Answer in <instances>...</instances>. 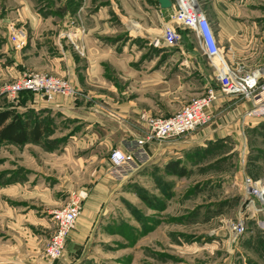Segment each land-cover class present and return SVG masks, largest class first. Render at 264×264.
I'll list each match as a JSON object with an SVG mask.
<instances>
[{"label":"rangeland","instance_id":"rangeland-1","mask_svg":"<svg viewBox=\"0 0 264 264\" xmlns=\"http://www.w3.org/2000/svg\"><path fill=\"white\" fill-rule=\"evenodd\" d=\"M0 10H4L1 17L7 12H13L14 17L16 10H30L33 15H26L25 24L19 27L11 21V32L24 34L23 39L16 41L20 49L12 47V50L22 51L29 41L37 48L42 45L50 57L64 58L66 54L74 61L75 84L67 73L65 77L55 76L68 81L74 95L43 99L51 102L57 97L74 99L80 107L73 113L49 109L39 113L44 109H34V116L50 121L51 134L39 143L0 145V257L31 264H264V199L250 195L246 183L250 179L260 183V189L264 186V135L249 132L257 120L264 121V116L248 115L236 129L234 125L228 128L235 122L230 123L228 117L222 116L223 125L217 126L210 120L188 134L194 137L202 131L218 130L203 141L204 145L173 149L170 154L162 150L156 154L151 148L150 160L135 170L114 174L108 168L110 186L101 201H97L86 232L75 242L71 238L79 229L80 214L65 241L63 253L52 261L47 247L56 228L54 212L64 208L78 191L90 192L99 179L96 172L107 159L109 163L114 149H122L132 140L131 132L142 136L146 133L143 114L125 118L123 124L114 119L120 118L119 105L137 104L140 100L157 105L161 101L164 108L172 107L178 112L208 88L218 93L220 88L212 61L201 54L193 36L186 31H179V35L189 45L191 60H187V70L174 82L151 84L140 93L136 80L123 78L120 65L112 67L93 52V45L101 43L115 45L117 53L126 47L127 52L133 49L142 56L145 50V55L151 57L160 54L151 49L157 48L151 43V48L144 44L145 38L152 41V31L133 34L126 23L143 18L147 10H154L153 0H0ZM246 11L245 17L233 14L231 19L247 26L258 23L253 10ZM260 13L264 23V10ZM32 17L39 21L37 31L29 28ZM212 27L214 34H218L216 20ZM246 35L240 38L238 32L227 45L217 36L221 54L216 65L221 71L226 69V64L241 69L234 61L235 49L240 50L241 41L243 53H249V44L256 36L252 31ZM184 54L187 52L179 51L176 56L181 58ZM94 56L97 58L94 62L100 60L96 63L98 81L93 80ZM29 74L52 76L23 74L2 82L0 92L5 84ZM171 91H176V95L169 94ZM175 96L176 103L165 104L170 99L174 102ZM0 100V108L5 109L9 104L16 105L19 95L9 99L0 93ZM237 100L256 102L260 108L264 105V90L248 97L237 95ZM93 103L104 109L107 117L84 109L93 107ZM16 111L26 110L18 107ZM161 113L168 115L174 111ZM231 130H236L235 137H223ZM92 134L97 142L108 137L102 139V144L95 143L93 149L75 143L77 138L88 140ZM223 138L228 140L223 143L222 156L203 154L202 149L208 143L216 144ZM105 139H112L114 145L106 147ZM175 141L169 140L167 144ZM164 146L166 143L160 147ZM170 163H176L185 175L168 173L166 165ZM237 224L242 225L241 234L233 230Z\"/></svg>","mask_w":264,"mask_h":264},{"label":"crops","instance_id":"crops-1","mask_svg":"<svg viewBox=\"0 0 264 264\" xmlns=\"http://www.w3.org/2000/svg\"><path fill=\"white\" fill-rule=\"evenodd\" d=\"M197 3L200 6V9L204 12L206 15L208 21L211 24L213 20H216L217 26H218V34H214L215 38L218 42L219 36H221L222 39L225 40L226 45L228 44V41L233 39L238 35V32L241 36L244 38L247 36V31H252V33H255V37H253V40L250 42V52L249 53H243V45L240 41V50L235 49L234 52V61L240 65L241 69L247 73L254 70H263V72L258 73L259 76H263L264 74V23L262 22V14L260 13L262 10H264V0H196ZM173 2V0H172ZM153 6L154 10H147L144 12V17L140 19L134 18V20H127L126 23L128 25V28L130 29V32L133 34H138L143 32H151L153 34V37H159V33H155L156 31H161L163 28V24L167 22L168 17L172 13V10H161L159 7L158 0H153ZM246 10H253L252 13L256 16L255 18L256 22L251 26H247L242 23H237L233 21L231 15H237L239 18L245 17L247 15ZM261 10V11H260ZM13 11V10H11ZM4 10H0V17L2 16ZM13 12H7V15L5 17L0 18V86L2 82L16 79L21 77L23 74L35 72V73H47L52 76L56 77H65V73L68 75V79H71L72 82L77 81L75 72H74V61L70 60L66 57V54H64V58L56 56L50 57L47 51L44 50L42 45H39L37 48L35 46V43L27 42L25 48L21 51H14L11 48V43L9 42V36L10 32L12 30V22L15 21L16 25L18 27L21 23L25 24L24 19L30 15H32V12L30 10H16V14L13 17ZM6 14V13H5ZM27 15V16H26ZM210 15H216L214 18L213 16L210 17ZM232 18V19H231ZM252 18V17H251ZM136 20V21H135ZM140 22V23H138ZM261 23L263 25H261ZM15 24V23H14ZM29 28L32 31L39 30V21L36 20V18L32 17V21L29 18ZM11 28V29H9ZM213 30V27H212ZM214 32V30H213ZM219 35V36H218ZM218 36V38H217ZM253 36V35H252ZM151 40L148 38L144 39V44L147 47H150ZM237 43V41L235 42ZM196 45V43H195ZM177 47L174 48H151L154 52H159L158 55H153L152 57L149 54L145 55V50L142 53L140 51L134 52L132 49V52H127L126 47L120 48L119 53H117L118 50L115 49V45L113 44H101L98 43L96 45H93V52L97 53L98 58H104L106 59V63L112 65L114 67L115 65L122 68V74L124 75L123 78H129L132 80H136L138 92H142V89H146L147 87H150L151 84L154 86L161 85V83L168 82H174L177 78H179L180 74L187 70V60H191V55L189 54V45L186 43L185 39H183L181 42H179ZM184 48H186L184 50ZM163 50V51H162ZM187 52V55L184 54L181 58H178L176 54L178 52ZM176 53V54H175ZM164 54V55H163ZM167 54V55H166ZM174 54V55H173ZM63 59L65 61L63 62ZM94 59H97L95 56L93 57V80H100V76L97 74V65L96 63H99L100 60H97L98 62H94ZM181 61V62H179ZM65 63V64H64ZM65 67V71L63 68ZM185 67V68H183ZM95 72L97 75H95ZM163 80V81H162ZM260 87L256 89L254 92L261 90V88H264V78L260 80ZM176 88V87H174ZM173 92V93H172ZM263 92V91H262ZM169 94L176 95V91H171ZM262 94V93H261ZM94 95V94H93ZM174 102L170 99V102L165 103L168 106H172L171 103H176L177 97L175 96L173 99ZM0 100V107L1 105ZM146 105V106H145ZM149 105V106H148ZM185 105V104H184ZM118 111L120 118H114L119 124H123L122 122L124 119H132L136 116H139L140 114H143L145 116H151V117H159V118H168L174 113H176L175 108H164L161 101L152 103L149 102L148 104L145 102V100H140L137 104H132L130 102H127V104L123 103L119 105ZM225 106V107H224ZM256 106V102L253 103L250 100L248 101H239L237 100V96H227L223 97L222 95H219L217 101L214 103V106L210 110L211 113V122L212 124H216L218 126V123L222 124V116L228 117V119L231 120L230 123L235 122L231 124L229 127L233 126L236 129V125L239 127L241 125V120H247L248 116L246 115V112L251 110ZM30 107L32 109L38 110V109H49L54 111H67L71 110L72 113L79 111L80 108L77 106L74 102V99H65L57 97L55 100L51 101H45L40 96H34L33 101L30 104ZM183 107V106H182ZM181 107V108H182ZM180 108V109H181ZM1 109V108H0ZM82 109V108H81ZM85 110H90L94 114H98L101 116H106L107 113L104 111V109H101L99 105L93 103V107H84ZM174 111V113H169L168 115L162 114L161 112H170ZM112 118V117H111ZM122 120V121H121ZM261 119L257 120L253 125L258 124ZM229 124V123H228ZM133 131V130H132ZM205 131V130H204ZM218 130H210L206 133L202 131V134L200 133L194 137H188L186 136L183 139L176 140L172 145H168L166 142V146L160 147V146H153L149 145V149L151 148L155 149L156 154H158L161 150L165 151V153H172L173 149L177 148H184V147H193L198 145H204L203 141L208 139L210 136H213L215 132ZM234 132V134H232ZM218 133V132H217ZM135 134H137L135 131L131 132V136L133 137ZM232 136L235 137L236 130H231L228 133H226L225 136ZM208 136V137H207ZM108 135H106L104 138H107ZM207 137V138H206ZM85 138H77L75 140V143L77 145H80V147H89L90 149H93V145L96 143L102 144L104 138H99L98 142L96 141L97 138H93V134L89 137L88 140H85ZM105 145L106 147H111L114 145V142L112 139L107 140L105 139ZM121 141H124V139ZM89 142V146L87 143ZM165 144V143H164ZM124 147V145H123ZM122 147V148H123ZM158 150H160L158 152ZM93 156V155H91ZM93 162V159H91ZM109 167H108V166ZM110 170V165L108 163L102 164L101 169L97 173V176L99 179H97V182L95 181L94 186H92L91 190L89 189V193L87 196V199L83 202V207L81 211V217L78 220L77 232L72 234L71 238L75 242L78 239L81 238V236L86 232L87 223L90 222L93 218V212H95V208L98 205L97 201H101V199L104 197L106 192L108 191L109 184V178L108 175H110V172H108V169ZM108 172V174H107ZM96 180V179H95ZM0 264H31L26 263L21 260H16L13 258H3L0 257Z\"/></svg>","mask_w":264,"mask_h":264},{"label":"built area","instance_id":"built-area-1","mask_svg":"<svg viewBox=\"0 0 264 264\" xmlns=\"http://www.w3.org/2000/svg\"><path fill=\"white\" fill-rule=\"evenodd\" d=\"M171 10L172 13L160 31L161 35L153 37L151 44L157 48L162 46L174 48L181 41L179 31H186L192 35L201 54L212 61L220 93L213 88H208L202 96L191 100L168 118L143 115L142 118L147 127L145 135L135 134L122 149H114L110 153L109 165L114 174L118 171L135 170L139 165L148 162L150 160L149 144L161 146L169 140L183 139L198 127L209 122L212 118L210 110L219 95L248 97L260 87V80L264 78V74L257 77V74L262 73L263 70L245 73L240 68H232L228 64H226V70L221 71L216 65V59L221 54V50L211 24L196 0H173ZM18 38L23 39L24 34L10 33L9 42L13 44L11 48L20 49V44L16 43ZM250 77H253V80L249 82ZM21 92H32L47 100L55 96L74 95L68 81L45 74L25 75L5 84L0 93L9 99H15ZM246 115L249 117L264 116V105L256 110L247 111ZM246 183L250 195L264 199V186L260 189V183H254L250 179H246ZM87 196L88 193L85 190H80L64 208L54 212L53 219L56 228L47 247V255L52 261L59 259L63 253L65 241L71 230L75 228L82 211V203ZM233 230L241 234L242 225L237 224Z\"/></svg>","mask_w":264,"mask_h":264},{"label":"trees","instance_id":"trees-1","mask_svg":"<svg viewBox=\"0 0 264 264\" xmlns=\"http://www.w3.org/2000/svg\"><path fill=\"white\" fill-rule=\"evenodd\" d=\"M184 32V31H183ZM33 101L31 92H21L19 100L14 104H9L8 108L0 109V145L9 143L14 145H24L26 143H39L46 136L51 134L50 121L39 119L35 115V110L30 107ZM18 107H23L24 112L16 111ZM49 112V110H47ZM40 110L41 112H47ZM251 133L260 132L264 135V121L259 122L254 127L249 129ZM228 138L218 140L216 144L208 143L206 148L202 149L205 156L218 157L224 153L223 143L227 142ZM168 173L176 176H182L184 170L178 168L176 163L166 165Z\"/></svg>","mask_w":264,"mask_h":264},{"label":"water","instance_id":"water-1","mask_svg":"<svg viewBox=\"0 0 264 264\" xmlns=\"http://www.w3.org/2000/svg\"><path fill=\"white\" fill-rule=\"evenodd\" d=\"M159 7L161 10H171L172 0H158Z\"/></svg>","mask_w":264,"mask_h":264},{"label":"bare ground","instance_id":"bare-ground-1","mask_svg":"<svg viewBox=\"0 0 264 264\" xmlns=\"http://www.w3.org/2000/svg\"><path fill=\"white\" fill-rule=\"evenodd\" d=\"M225 70H226V69H223V71H225ZM258 76H259V74H257V77H258ZM252 80H253V77H250V79H249L248 81L250 82V81H252ZM216 101H217V100H216ZM252 109H253V110H256V109H258V108H257V106H256V107H254V108H252ZM252 109H251V110H252Z\"/></svg>","mask_w":264,"mask_h":264}]
</instances>
